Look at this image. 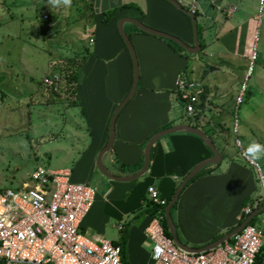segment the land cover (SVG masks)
<instances>
[{
	"label": "crops",
	"instance_id": "1",
	"mask_svg": "<svg viewBox=\"0 0 264 264\" xmlns=\"http://www.w3.org/2000/svg\"><path fill=\"white\" fill-rule=\"evenodd\" d=\"M40 1L57 12L63 8L73 11L87 27L86 32L95 38L78 68V106L87 131L82 133V127H78L79 135L72 139L76 140L74 145L67 147L62 158L71 163L60 168L69 169L74 181L89 183L97 190L94 205L80 230L87 236H103L116 244L126 235L128 264H151L153 244L145 233L151 215L137 217L149 198L148 187L154 185L163 200L169 201L191 169L213 153L199 136L178 131L154 143L148 171L136 180H113L97 168L98 155L109 139L113 113L133 84V61L118 23L123 18L134 19L193 46L192 20L168 0H70L68 6L62 4L63 0H57V6L51 0ZM178 1L187 10L195 2L201 41L204 48L212 50V58L230 67H244L251 60L261 25L259 16L249 8L253 0ZM117 6L121 7L116 16L104 23L103 12ZM125 30L136 50L140 81L136 94L118 114L115 141L104 154L103 162L117 176L134 175L143 167L145 147L154 134L180 124L202 129L213 139L222 160L211 173L181 192L172 216L182 242L192 247L205 246L247 218V208L252 214L264 206V197L256 195L261 183L259 174L249 159L258 162L243 157L234 140L224 139L238 93L227 95L218 88L220 92L211 99L212 86L202 83L201 95L205 85L209 87L206 98H200L202 112L194 117V123H188L177 84L180 77L200 82L195 79L197 72L191 66L189 52L134 24L125 23ZM244 144L248 145V140ZM258 215L264 224V211Z\"/></svg>",
	"mask_w": 264,
	"mask_h": 264
},
{
	"label": "rangeland",
	"instance_id": "2",
	"mask_svg": "<svg viewBox=\"0 0 264 264\" xmlns=\"http://www.w3.org/2000/svg\"><path fill=\"white\" fill-rule=\"evenodd\" d=\"M249 8L259 16L261 25L256 55L244 67L218 62L208 48L188 53L197 72L195 79L212 86L211 99L220 92L218 88L227 95L238 93L224 139L235 143L238 137L243 149L248 146L245 140L264 144V1L253 0ZM45 13L55 23L49 33L42 17ZM86 29L67 8L57 12L40 0H0V189H15L28 182L38 164L60 169L71 163L62 158L67 147L74 145L76 140L72 139L79 135L78 127H82V133L87 131L83 113L72 103L73 96L64 91L66 87L54 93L46 80L84 57L89 46ZM244 84L247 88L238 105ZM208 88L205 85L203 94ZM236 108L238 134L233 131ZM186 121L195 120L189 117ZM262 158L255 160L264 176ZM255 170L258 173L257 167ZM259 194L264 197L261 183L256 192ZM258 217L252 224L264 229Z\"/></svg>",
	"mask_w": 264,
	"mask_h": 264
},
{
	"label": "built area",
	"instance_id": "3",
	"mask_svg": "<svg viewBox=\"0 0 264 264\" xmlns=\"http://www.w3.org/2000/svg\"><path fill=\"white\" fill-rule=\"evenodd\" d=\"M195 6L194 2L190 9L194 13ZM42 17L49 33L55 23L47 13ZM86 38L90 45L94 44L91 33H86ZM255 55L253 51L251 58ZM46 81L54 93L63 91L66 84L61 72L52 73ZM246 88L244 84L238 105L243 101ZM177 91L186 116L195 117L201 104L203 84L180 77ZM237 108L233 125L235 134L239 132ZM235 144L242 156L249 159L238 137ZM249 160L257 167L264 188L259 164ZM96 194L93 185L74 181L69 169H51L42 164L35 166L28 182L15 189H0V264H124L120 244L103 236H87L80 230ZM148 194L153 204L165 203L154 185L148 187ZM250 213L251 209L247 208L245 214ZM164 218L160 212L151 216L145 229L153 244L151 264H256L264 246V229L248 223L229 241L211 250L188 252L167 235Z\"/></svg>",
	"mask_w": 264,
	"mask_h": 264
},
{
	"label": "water",
	"instance_id": "4",
	"mask_svg": "<svg viewBox=\"0 0 264 264\" xmlns=\"http://www.w3.org/2000/svg\"><path fill=\"white\" fill-rule=\"evenodd\" d=\"M168 1H170L172 4H174L176 7L180 8L181 10H183L184 12H186L190 16V18L192 20V24H193L194 45L190 46V45L186 44L183 40L178 38L177 36H174L172 34H169V33L157 30V29H154V28L147 26L144 23L137 21V20H134V19L123 18L119 21V23H118L119 33H120L121 37L123 38L125 44L127 45V48L131 54L132 61H133V69H134L133 84H132V88L129 91V93L126 95V97L122 100V102L119 104V106L116 108V110L113 113V116H112L111 122H110V127H109V139H108L107 144L100 151L98 158H97V161H96V165H97V168L100 170V172H102L105 176H107L110 179L117 180V181L136 180L137 178L143 176L148 171L151 149H152L154 143L160 137H162L166 134H170V133H174V132H178V131H186V132L195 134V135L199 136L200 138H202V140L206 143V145L212 151V153H213L212 157L207 158V159L199 162L198 164H196L191 169V171L185 176V178L182 180V182L178 185L171 201L167 204V206L165 208V219L167 221L171 237L173 238L175 243L181 249H183L185 251L198 253V252L211 250V249L217 247L218 245H220L226 241H229L237 233H239L243 227H245L248 223H250L252 221V219L256 215H258V213H260L261 211H264V206L255 210L252 214H250L247 218H245L240 224H238L230 232H228L227 234H225L221 238L210 242L209 244H207L205 246L192 247V246L185 244L184 242H182L180 240L179 235H178V229H177V226H176L174 219H173V216H172L173 205L179 200L180 194L183 191L185 185L202 168H204L208 165H216L222 160V155L219 152V150L216 147L213 139L210 136H208L202 129L195 127L193 125H189V124H180V125H176L173 127H169V128H165L163 130H160L159 132H157L156 134H154L150 138V140L148 141V143L145 147L144 163H143L142 169L139 172H137L136 174L130 175V176H117V175L113 174L112 172H110L107 169V167L105 166V164L103 162L104 154L112 148L114 141H115V136H116L115 124H116V119L118 117V114L124 108V106L134 97V95L136 94V91L138 89L139 81H140V70H139V63H138L136 50L134 48V45L132 44V41H131L129 35L127 34V32L125 30V23L128 22V23L134 24L139 29H141L147 33L172 40V41L176 42L177 44H179L182 48L187 50L189 53H196V52H199L201 50L198 20L196 18L195 13L192 12L191 10L185 9L178 0H168ZM260 264H264V261H262Z\"/></svg>",
	"mask_w": 264,
	"mask_h": 264
},
{
	"label": "trees",
	"instance_id": "5",
	"mask_svg": "<svg viewBox=\"0 0 264 264\" xmlns=\"http://www.w3.org/2000/svg\"><path fill=\"white\" fill-rule=\"evenodd\" d=\"M121 6H117V7H114L112 9H109V10H106L103 12V21L104 23L108 24L110 23V21L116 16V14L118 13L119 9H120ZM198 28H199V37H200V43H201V46L203 47V43L201 41V36H202V28L200 26V24L198 23ZM168 40V39H167ZM173 46L179 48V49H183L179 44H177L176 42L172 41V40H168ZM125 44V42H124ZM125 47L127 48V45L125 44ZM88 53V47H86V53L84 55L83 58H81V60L73 65V66H70V67H67V69L62 72V74L65 76L66 78V88H65V92H68L71 96H73V104L74 106L75 105H80L79 104V101H78V93H77V82H78V68L81 66V64L84 62L85 58H86V54ZM201 98L202 100H204L206 98V95L205 94H202L201 95ZM202 111L198 108V111H197V114L201 113ZM195 127L197 125H194ZM214 167H216L215 165H208L204 168H202L184 187L183 191L191 184L193 183L194 181H196L197 179H199L200 177H203L209 173H211L214 169ZM182 191V192H183ZM171 200V199H170ZM167 201L165 202L163 205H155L152 203V201L148 198L146 200V203H145V207L143 210H141L138 214H137V217H142V216H145V215H155L157 214L158 212H160L161 214L165 215V208L167 206V204L170 202ZM178 204V201L173 205L172 208L176 207V205ZM245 204H247V202H245ZM255 219V217L252 219V221L250 223L253 222V220ZM244 220V218L240 221V223ZM163 225H164V228H165V231L167 233V235H169L171 237V234H170V231H169V227H168V224H167V221L166 219L164 218V221H163ZM233 229V228H232ZM231 231V230H230ZM223 235L219 236L218 238H221ZM126 238L127 236L124 235L123 238H122V242L119 243L121 246H122V258H123V263L124 264H128V261L126 259ZM262 261H264V246L261 250V253L259 254V256L257 257V261H256V264H260Z\"/></svg>",
	"mask_w": 264,
	"mask_h": 264
},
{
	"label": "clouds",
	"instance_id": "6",
	"mask_svg": "<svg viewBox=\"0 0 264 264\" xmlns=\"http://www.w3.org/2000/svg\"><path fill=\"white\" fill-rule=\"evenodd\" d=\"M53 6H57V0H51ZM63 4L68 6L70 0H63ZM245 155L253 159H258L264 157V144L258 142H251L245 149Z\"/></svg>",
	"mask_w": 264,
	"mask_h": 264
}]
</instances>
